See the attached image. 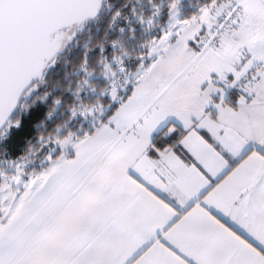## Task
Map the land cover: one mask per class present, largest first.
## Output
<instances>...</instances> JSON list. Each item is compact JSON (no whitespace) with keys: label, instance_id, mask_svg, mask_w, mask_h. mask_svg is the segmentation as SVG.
<instances>
[{"label":"snow or ice","instance_id":"1","mask_svg":"<svg viewBox=\"0 0 264 264\" xmlns=\"http://www.w3.org/2000/svg\"><path fill=\"white\" fill-rule=\"evenodd\" d=\"M179 6L168 0L134 63L118 40L84 54L81 83L54 102L65 124L39 137L43 171H26L31 151L0 158V264H264V0H205L183 17ZM102 8L0 0L4 157L51 119L55 108L24 114L21 101ZM161 11L132 8L120 33L134 39ZM97 79L106 91L90 102Z\"/></svg>","mask_w":264,"mask_h":264},{"label":"trees","instance_id":"2","mask_svg":"<svg viewBox=\"0 0 264 264\" xmlns=\"http://www.w3.org/2000/svg\"><path fill=\"white\" fill-rule=\"evenodd\" d=\"M130 0H121L120 5L118 8H122L127 2ZM156 2L158 0H155ZM197 3L199 5H202L205 3V0H198ZM123 12L126 11V9L122 10ZM194 12L192 11H185V16L193 15ZM167 19V16L162 17V21H165ZM110 23L111 18H108L104 22L100 23V25L89 33L90 41L88 45L85 48H78L76 50H72L69 52V54L66 56L64 63L62 67L60 68V71L57 75L50 78L49 81L45 84H38V91H36L33 95L27 97L23 102V108L21 111L24 114H27L33 110L37 112H43L47 114L49 111H51L53 108H55V100L56 99H64L67 93V89L69 85L72 86L73 89L77 87L78 82L81 80V76L77 75L76 72L81 68L83 64V56L85 53L91 54L95 49L100 48L102 45L107 44L109 41L113 40L115 37V34L117 33L116 29H110ZM129 33H126L128 35ZM136 35H139V32L136 33ZM141 40V39H140ZM99 60L98 56L90 55L89 63H90V70L94 69L97 62ZM105 87V84L102 81L97 82V90H101ZM230 96L235 100V93H230ZM44 98V99H43ZM97 97L92 96L89 98L90 102H94ZM67 109L68 105L67 103H62L58 107L55 112H53L51 119H47L39 126L35 127V132L32 137L29 138V140L25 143L23 148L16 153V155H13L12 152H8V155L6 157L3 156V150H0V156H3L7 159H17L20 156H24L28 153L29 149L31 147L38 148L37 141L39 140V137L41 135H47L51 131H53L57 127H62L66 120H67ZM80 120H74L71 122V127L74 131L79 130V124ZM83 126V131L86 130L85 124ZM167 128V127H166ZM165 128V129H166ZM164 131L160 133V137L162 136ZM0 139H2L0 137ZM9 143L13 146V151H15V140L11 138L10 134V141ZM44 159V153L38 155L37 161H39L35 165V170L39 169L40 166L38 164Z\"/></svg>","mask_w":264,"mask_h":264},{"label":"rangeland","instance_id":"3","mask_svg":"<svg viewBox=\"0 0 264 264\" xmlns=\"http://www.w3.org/2000/svg\"><path fill=\"white\" fill-rule=\"evenodd\" d=\"M120 1L121 0H113L112 1L111 6H113V7L111 10V14L108 17V18H111V23H110L109 28L111 30L116 29L117 33L115 34V37L113 40H118L119 46L122 47L125 51L130 53V55L132 56V62L134 63L135 62V54L141 51V46L151 38V35L155 31H157L159 27H163L167 24L168 17L165 21H162L161 19L163 16H167L168 0H158L157 2L155 0H130L122 8H118L120 5ZM197 1L198 0H180L179 11H180L181 16L182 17L185 16V11H187V10L192 11V12H194V14H196L199 11V9L204 6V4L199 5L197 3ZM155 7L161 8L162 11H161V17H160L159 23L157 25H155L153 28L148 29L147 26H145L144 29H139V26H137L139 29L138 30L139 35H135L134 39L131 38L130 33L128 35H126V33L125 34L120 33V31H119L120 28L126 26L127 19L130 18V16H131V9L132 8H135L137 14H143L147 17L148 15H150L151 11ZM124 9H126L125 12L122 11ZM117 12H120V14H121L119 17L115 16V14ZM114 18H115V22H114ZM113 40L109 41L107 44L102 45L101 47L108 46ZM89 41H90L89 36L84 38L83 41L80 42L79 47L85 48L88 45ZM109 58H111V54H109ZM64 60L62 61V63L59 65L58 68L54 69V71L50 75L51 77H54L55 75H57L59 73L60 68L62 67V65L64 63ZM81 68H82V66H81ZM81 68L76 72L77 75H79V73L81 72ZM81 80H82V78H81ZM81 80L78 82L77 85H79L81 83ZM98 81H100V80L97 79V80L92 81V84L95 87L96 91H95V93L89 94L88 100L92 96L104 97V94L106 91V86L101 90H97L96 87H97ZM94 102H97V101L95 100ZM59 106L60 105H58V106L55 105V110H57ZM53 112H55V111H53ZM53 112H52V114H53ZM83 124H85V126H86V130L84 131L86 133L90 128V122L81 121L78 129H80ZM37 143H38V148L35 149V148L31 147L29 149V151H31L33 153V156L31 157L32 162L28 165V168L26 169L27 172L35 170L34 169L35 165L39 162L36 159H37L38 155L42 154V152H40L39 140L37 141ZM0 158L7 159V158H4L3 156H0ZM8 160H11V159H8ZM14 160H16V159H14ZM40 164H41V162L38 164V166ZM0 167H6V165L0 164Z\"/></svg>","mask_w":264,"mask_h":264},{"label":"flooded vegetation","instance_id":"4","mask_svg":"<svg viewBox=\"0 0 264 264\" xmlns=\"http://www.w3.org/2000/svg\"><path fill=\"white\" fill-rule=\"evenodd\" d=\"M112 1L113 0L103 1V8L101 10L100 18L96 27H98L100 23L104 22L110 16L113 7L111 6ZM96 27H93V22H86L82 27H73L70 32L66 33L65 37L62 40V50H67V54H69V52H71L72 50H75L77 47L79 48L80 42L83 41L84 38L88 37L90 31ZM66 56L64 57V59L66 58ZM58 60L59 61L56 63V68H58L62 63L63 58H59Z\"/></svg>","mask_w":264,"mask_h":264},{"label":"water","instance_id":"5","mask_svg":"<svg viewBox=\"0 0 264 264\" xmlns=\"http://www.w3.org/2000/svg\"><path fill=\"white\" fill-rule=\"evenodd\" d=\"M103 1H104V0H103ZM109 12H110V11H109ZM100 14H101V12H100ZM100 14H99L98 16H96L94 19H90V20L87 21V22H93V27H96V26H97V23H98V20H99V18H100ZM108 14H109V13H108ZM108 16H109V15H108ZM76 49H78V47H77ZM76 49H75V50H76ZM66 54H67V50H61V51H60V54L58 55V57H56L55 64H54L52 67H50L49 69L46 70V74H45L44 79H43L42 81L38 82V84H45V83H47V82L49 81L50 78H52L50 75H51V73L54 71V69L56 68V63L59 61L58 59H59V58H63V60H64V57L66 56ZM63 60H62V61H63ZM60 62H61V61H60ZM24 100H25V99H23V100L21 101V104H22V105H23Z\"/></svg>","mask_w":264,"mask_h":264},{"label":"crops","instance_id":"6","mask_svg":"<svg viewBox=\"0 0 264 264\" xmlns=\"http://www.w3.org/2000/svg\"><path fill=\"white\" fill-rule=\"evenodd\" d=\"M234 101H235V100H233V102H234ZM163 131H164V132H163L162 136L160 137V139H163L164 136L167 135L169 129L166 128V129H164ZM39 166H40L39 169L32 170V171H30L29 173H32V172H41V171H43V170L47 167V164L44 163V159L41 161V164H40Z\"/></svg>","mask_w":264,"mask_h":264},{"label":"built area","instance_id":"7","mask_svg":"<svg viewBox=\"0 0 264 264\" xmlns=\"http://www.w3.org/2000/svg\"><path fill=\"white\" fill-rule=\"evenodd\" d=\"M231 93H235V91L233 90V91H231ZM236 94V93H235Z\"/></svg>","mask_w":264,"mask_h":264}]
</instances>
